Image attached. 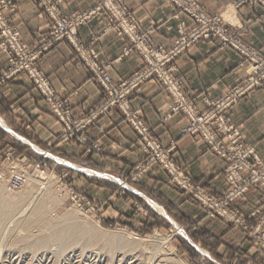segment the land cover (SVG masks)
Returning <instances> with one entry per match:
<instances>
[{
  "label": "crops",
  "instance_id": "1",
  "mask_svg": "<svg viewBox=\"0 0 264 264\" xmlns=\"http://www.w3.org/2000/svg\"><path fill=\"white\" fill-rule=\"evenodd\" d=\"M199 1L208 13H221L232 25L246 26V41L264 54V18L260 17L258 7L238 8L233 0ZM13 2L17 8L9 14L12 23L30 47L39 46L49 33L47 15L35 0ZM126 3L139 21V30H151L148 38L153 45L169 47L174 43L178 20L174 17L177 9L173 4L167 0H126ZM94 6L95 0L60 3L68 17ZM106 24L105 15L94 16L79 26V36L83 41H91ZM128 44V39L113 31L96 43L100 62L110 64L116 82L128 78L143 65L137 52L122 55ZM239 60V54L231 48L218 49L209 41L199 42L176 62L184 91L198 102L205 95L224 96L245 77ZM8 65L7 55L0 51V70ZM40 68L58 92L71 97L75 117L82 116L100 101L98 84L68 42H59L45 51ZM130 99L162 145L175 146L172 156L182 170L211 194L220 196L227 187L226 164L211 153L199 136L181 135L185 126L182 115L165 118L172 102L170 94L159 83L149 82L140 86ZM0 118L6 126L0 125L6 145L21 150L32 163L70 172L89 200L99 204L108 223L136 224L139 230L171 229L176 224L186 233L179 238L212 264L220 263L207 258L211 251L222 263H262V257L242 228L208 218L199 204L172 184L162 170L155 168L138 182L129 180V173L141 162L144 153L134 143L135 132L122 120L118 110L113 109L90 129L89 136L103 149L102 153L94 154L58 140L61 125L27 77L0 84ZM232 118L245 143L253 145L264 160V88L245 96L232 110ZM249 198L250 204L257 205L263 196L260 191L252 190ZM193 232L202 237L196 240Z\"/></svg>",
  "mask_w": 264,
  "mask_h": 264
},
{
  "label": "built area",
  "instance_id": "2",
  "mask_svg": "<svg viewBox=\"0 0 264 264\" xmlns=\"http://www.w3.org/2000/svg\"><path fill=\"white\" fill-rule=\"evenodd\" d=\"M35 1L49 19V33L39 46L32 48L10 19L9 14L16 11V4L13 0H0V51L9 61V65L0 70V84L27 77L61 125L58 140L73 143L88 154L103 152L89 136L90 129L113 109L118 110L122 120L135 132L134 143L144 153V158L129 173V180L138 182L151 170H162L172 184L199 204L208 218L242 228L264 264V160L253 145L245 143L232 118V110L245 96L264 88V54L246 41L247 27L232 25L221 13H208L199 0H167L177 9L174 17L178 20V36L166 47L151 43L148 38L151 30H139V21L126 0H95L94 7L70 17L60 8L62 0ZM233 4L238 8L258 7L260 17L264 18V0H233ZM98 15L107 17L106 26L93 40L83 41L79 26ZM111 31L129 41L122 55L137 52L143 59V65L120 82L112 78L110 64L100 62L96 46L101 37ZM62 41L72 46L102 94L100 101L80 117L74 116L71 97L58 92L40 68L43 53ZM202 41H209L218 49L235 50L245 77L224 96L205 95L198 102L184 91L176 62L179 56ZM149 82L159 83L172 98L165 118L182 115L185 126L181 135L199 136L211 153L226 164L227 187L220 196L211 194L182 170L172 156L175 146L164 147L140 109L133 106L131 95ZM2 143L0 134V182L7 191L18 192L28 182L32 165L27 155ZM35 170L45 172L39 165ZM70 190L75 203H82L94 215L101 213L99 204L89 200L77 187ZM252 190L260 191L263 196L257 205L249 202Z\"/></svg>",
  "mask_w": 264,
  "mask_h": 264
},
{
  "label": "rangeland",
  "instance_id": "3",
  "mask_svg": "<svg viewBox=\"0 0 264 264\" xmlns=\"http://www.w3.org/2000/svg\"><path fill=\"white\" fill-rule=\"evenodd\" d=\"M2 142L5 145L4 137ZM32 156L37 159L34 152ZM29 161L30 178L20 191L9 192L0 182V198L13 199L10 205L0 199L4 213L0 216V264H200L207 260H194L180 241L179 236L186 235L182 227L139 230L136 224L107 223V217L102 219L105 215H94L72 200L71 187L84 191L70 172ZM37 165L45 172L35 170ZM39 202L44 208L42 220L33 217ZM57 234L59 238L54 237ZM37 238H42L43 245L32 247ZM207 258L227 264L212 251Z\"/></svg>",
  "mask_w": 264,
  "mask_h": 264
},
{
  "label": "bare ground",
  "instance_id": "4",
  "mask_svg": "<svg viewBox=\"0 0 264 264\" xmlns=\"http://www.w3.org/2000/svg\"><path fill=\"white\" fill-rule=\"evenodd\" d=\"M1 119V118H0ZM0 123L2 124V125H4V123L2 122V120H0ZM33 173H35V172H33ZM36 174H38V172H36ZM46 176V175H45ZM36 178H37V176H35ZM47 177V176H46ZM40 178V177H39ZM45 178V177H44ZM46 179V178H45ZM9 193V192H8ZM11 195V194H10ZM1 197V196H0ZM13 197V196H12ZM1 199V201H2V204L3 205H6V204H11L12 203V200H7V201H9L8 203H7V201H5V199L4 198H0ZM9 199V198H8ZM41 200V199H40ZM1 201H0V203H1ZM11 202V203H10ZM40 203V202H39ZM0 206H1V204H0ZM12 206V205H11ZM158 210H161V212H162V209L159 207V206H155ZM42 209H44L43 208V205L40 203V204H38L35 208H33V217H35V219L36 220H42V218H43V216H42ZM4 213H3V211H2V213L0 212V216H2ZM4 217V216H3ZM6 217V216H5ZM33 221H35V220H33ZM29 223H31V222H29ZM61 234V233H60ZM64 235V234H63ZM54 237H58V234L57 235H55ZM59 238V237H58ZM63 239V238H62ZM45 240H47V238H45ZM32 242V241H31ZM71 242V241H70ZM43 243H44V241L42 240V238H37L36 240H34L32 243H31V246L32 247H40L41 245H43Z\"/></svg>",
  "mask_w": 264,
  "mask_h": 264
},
{
  "label": "trees",
  "instance_id": "5",
  "mask_svg": "<svg viewBox=\"0 0 264 264\" xmlns=\"http://www.w3.org/2000/svg\"><path fill=\"white\" fill-rule=\"evenodd\" d=\"M107 222V221H106ZM108 223V222H107ZM110 224H112V223H110ZM194 234V238L196 239V240H198V239H200L202 236L201 235H196V232H193ZM180 241H183V240H181L180 239ZM184 242V245L189 249V251L193 254V256H194V260H197L198 262H200L201 261V259H202V255H200L199 254V252L196 250V249H194L193 247H191V245L187 242V241H183ZM200 264H212L211 262H209L208 260H203L202 261V263H200Z\"/></svg>",
  "mask_w": 264,
  "mask_h": 264
}]
</instances>
